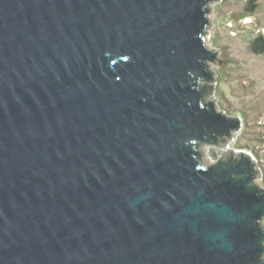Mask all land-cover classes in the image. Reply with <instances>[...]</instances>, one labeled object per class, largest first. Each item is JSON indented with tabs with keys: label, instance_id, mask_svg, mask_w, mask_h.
I'll use <instances>...</instances> for the list:
<instances>
[{
	"label": "water",
	"instance_id": "95a60500",
	"mask_svg": "<svg viewBox=\"0 0 264 264\" xmlns=\"http://www.w3.org/2000/svg\"><path fill=\"white\" fill-rule=\"evenodd\" d=\"M216 1L0 0V264H264Z\"/></svg>",
	"mask_w": 264,
	"mask_h": 264
},
{
	"label": "rangeland",
	"instance_id": "374dc122",
	"mask_svg": "<svg viewBox=\"0 0 264 264\" xmlns=\"http://www.w3.org/2000/svg\"><path fill=\"white\" fill-rule=\"evenodd\" d=\"M255 1L252 16L244 0L210 4L212 27L207 45L221 49L223 58L220 67H211L215 73L213 99L219 110L228 116H239L243 123L231 147L250 152L264 174V52L256 53L251 46L255 36L264 35V0ZM206 149L205 154L215 162L221 151ZM255 183L264 188V177Z\"/></svg>",
	"mask_w": 264,
	"mask_h": 264
},
{
	"label": "trees",
	"instance_id": "16d2710c",
	"mask_svg": "<svg viewBox=\"0 0 264 264\" xmlns=\"http://www.w3.org/2000/svg\"><path fill=\"white\" fill-rule=\"evenodd\" d=\"M247 3V9L250 12V16H252L256 10V1L255 0H244ZM250 24H253L251 21ZM252 49L256 51V53H263L264 52V35L259 33L257 37L255 36L252 40Z\"/></svg>",
	"mask_w": 264,
	"mask_h": 264
},
{
	"label": "built area",
	"instance_id": "2783aa9c",
	"mask_svg": "<svg viewBox=\"0 0 264 264\" xmlns=\"http://www.w3.org/2000/svg\"><path fill=\"white\" fill-rule=\"evenodd\" d=\"M263 177H264V174H262V178H261V180L263 179Z\"/></svg>",
	"mask_w": 264,
	"mask_h": 264
}]
</instances>
